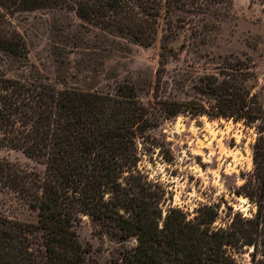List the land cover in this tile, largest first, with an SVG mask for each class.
<instances>
[{"label": "rangeland", "instance_id": "374dc122", "mask_svg": "<svg viewBox=\"0 0 264 264\" xmlns=\"http://www.w3.org/2000/svg\"><path fill=\"white\" fill-rule=\"evenodd\" d=\"M158 2L160 16L143 24L147 31L156 30L147 45L70 10L16 12L8 19L26 40L28 59L0 54V69L10 78L112 96L119 84L133 85L152 121L137 146L141 174L151 192L163 194L159 226L164 227L171 209L186 222L214 220L212 229L231 235L233 243L225 248L234 264H264V196L250 190L258 131L244 122L193 113L212 98L207 86L213 78L234 74L241 80L247 71L253 77L245 87L264 108V0ZM175 110L182 113L173 115ZM0 161L41 175L45 171L9 147L0 146ZM0 215L38 223V211L1 183ZM74 229L88 264H120L137 244L91 215H81ZM33 249L43 247L34 244Z\"/></svg>", "mask_w": 264, "mask_h": 264}, {"label": "trees", "instance_id": "16d2710c", "mask_svg": "<svg viewBox=\"0 0 264 264\" xmlns=\"http://www.w3.org/2000/svg\"><path fill=\"white\" fill-rule=\"evenodd\" d=\"M159 7L158 0H0V54L28 59L27 42L8 19L19 11L70 10L147 45L156 30L143 24L160 16ZM251 75L211 78L207 94L212 98L193 113L256 127L250 190L264 196V108L245 87ZM151 126L149 110L131 84H119L112 96L10 78L0 69V146L20 150L45 167L41 175L0 161L1 185L38 211L33 225L0 215V264H88L74 229L81 215L136 240L120 264H234L225 248L233 243L231 235L212 229L214 220L186 222L171 209L159 226L163 194L151 192L141 174L137 146ZM34 244L43 249L34 250Z\"/></svg>", "mask_w": 264, "mask_h": 264}]
</instances>
